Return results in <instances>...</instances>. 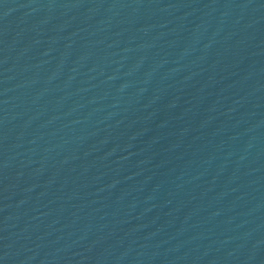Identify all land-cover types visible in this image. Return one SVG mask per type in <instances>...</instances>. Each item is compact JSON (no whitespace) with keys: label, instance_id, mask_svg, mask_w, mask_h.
<instances>
[{"label":"water","instance_id":"water-1","mask_svg":"<svg viewBox=\"0 0 264 264\" xmlns=\"http://www.w3.org/2000/svg\"><path fill=\"white\" fill-rule=\"evenodd\" d=\"M0 264H264V0H0Z\"/></svg>","mask_w":264,"mask_h":264}]
</instances>
